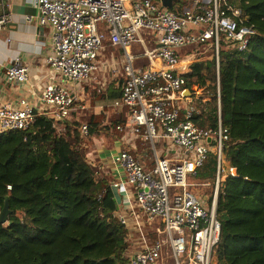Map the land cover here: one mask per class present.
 I'll use <instances>...</instances> for the list:
<instances>
[{
    "label": "built area",
    "instance_id": "1",
    "mask_svg": "<svg viewBox=\"0 0 264 264\" xmlns=\"http://www.w3.org/2000/svg\"><path fill=\"white\" fill-rule=\"evenodd\" d=\"M33 3L38 10V23L49 26L51 31V54L45 61L54 79L43 91L41 101L46 110L41 114L25 99L17 106L1 105L0 133L25 130L34 123L36 115H47L53 119V127L60 129L79 103L81 85L106 68L119 75L121 96L107 104L112 109H126L125 121L116 125L115 132L122 139L133 136L149 145L154 165L146 170L127 149L114 156L124 179L111 186L121 206L128 207V214L118 217L126 227L131 220L140 232L136 210L147 223L158 222L154 229L156 239L149 241L144 236L129 264H158L166 248L170 249L174 264H211L220 238L216 215L219 181L223 174L235 176L236 171L221 165L228 129L220 120L216 128H204L194 121L198 108L193 101L203 89L186 82L183 74L188 65L181 63L180 50L211 42L217 60L221 37L243 52L255 30L241 25L240 11L226 0H212L210 6L196 4L181 12L163 8L159 0ZM26 19L33 20L29 16ZM10 22V14L1 13L0 32ZM146 36L150 37L151 47L146 44ZM135 43L141 50L129 51ZM107 49L121 50V58H104L102 53ZM4 76L8 82L26 84L29 67L16 57L5 68ZM81 134L87 135L86 125H82ZM157 142L164 148L158 150ZM172 151L176 156L171 160L166 155ZM211 156L216 160V178L211 203L206 205L188 188L186 178L196 177Z\"/></svg>",
    "mask_w": 264,
    "mask_h": 264
},
{
    "label": "trees",
    "instance_id": "2",
    "mask_svg": "<svg viewBox=\"0 0 264 264\" xmlns=\"http://www.w3.org/2000/svg\"><path fill=\"white\" fill-rule=\"evenodd\" d=\"M226 2L240 11L241 25L255 30L247 50L220 44L216 60L211 42L198 45V57H188L211 58L192 62L183 76L203 89L193 101L194 121L216 128L220 120L228 129L221 165L236 171L219 181L220 238L211 264H264V0ZM120 96L107 88L100 99ZM96 115L85 124L87 139L102 135ZM124 121L100 128L116 138L109 130ZM81 122L72 111L59 129L47 115H36L27 129L0 133V212L6 199L9 211L0 224V264H129L115 189L88 163ZM196 178L214 190V156Z\"/></svg>",
    "mask_w": 264,
    "mask_h": 264
},
{
    "label": "crops",
    "instance_id": "3",
    "mask_svg": "<svg viewBox=\"0 0 264 264\" xmlns=\"http://www.w3.org/2000/svg\"><path fill=\"white\" fill-rule=\"evenodd\" d=\"M33 1L34 0H6L0 2V14L8 13L11 16V22L0 32V106L3 104L17 106L21 99H25L34 107L36 113L41 114L46 110V107L41 101L43 91L54 79L52 71L45 61L51 54V31L49 26H41L38 23L36 18L38 10ZM196 4L210 6L212 0H176L174 1V8H181L182 11L185 8L191 9ZM28 16L33 18L31 22L27 21L26 18ZM146 37V44L151 47L153 44L148 41L150 37ZM115 50L116 49H112V51H108V49L104 50L102 55L106 59H120V54L122 52L116 50L119 55H115L113 53ZM16 57H19L29 67V81L26 84L8 82L4 76L5 68L8 67ZM180 59L181 63H186L188 66L193 62L188 56L182 58V52L180 53ZM108 70L109 69L106 68L103 72L98 73L94 79L79 87L78 93L80 97L77 106H89L88 103L83 105V101L87 98L86 86H90L91 84L98 85L101 81V86H103L106 84L107 77H109L110 74L115 77L119 76ZM108 80H110V78H108ZM96 85L93 86V88H95ZM114 86L115 87L112 89L121 90V85L116 84ZM111 102L112 101L102 103V100L99 101L98 105L96 104L91 111L92 114H97V110L102 109L100 107ZM77 106L73 111L75 115L77 114L75 111L79 109ZM111 113L113 114L110 117V121L113 119L116 121L120 118L125 119L126 109L108 108V110L104 111V115L107 117H109ZM105 121L107 122L108 120L106 119ZM104 124L105 122L103 125ZM83 147L86 150L88 163L95 167L110 184L124 179L122 171L113 161L114 156L121 149H127L135 155L146 170H150L154 165V159L149 145L133 136H127L125 139H122V137L112 138L102 135L98 137L92 136L85 141ZM175 156V151L166 155V157L171 160L174 159ZM129 194L131 195V189ZM117 205L118 215L128 214V207H122L120 200H117ZM146 224L152 226L148 227V230L152 231L151 229H155L158 222L156 221L153 224L144 222V227ZM162 261L161 258L158 264Z\"/></svg>",
    "mask_w": 264,
    "mask_h": 264
},
{
    "label": "rangeland",
    "instance_id": "4",
    "mask_svg": "<svg viewBox=\"0 0 264 264\" xmlns=\"http://www.w3.org/2000/svg\"><path fill=\"white\" fill-rule=\"evenodd\" d=\"M225 43H227L226 40L223 37H221L220 38V44L225 46ZM200 49L201 48L199 46L190 47V48H183V49L180 50V53L182 52V58L186 57L188 55H192V56L194 55L195 57H198V53H200L199 52ZM109 50L112 51V49H108V51ZM116 50L121 52V50H119V49H116ZM116 50L113 51V53L115 55H119V53ZM140 50H141V48H140V46L137 43H135L134 45L129 47V51H131V52H137V51H140ZM201 55L199 54V56H201V57L200 58H195L193 60V62L207 61V60H209L211 58V55H209V54H201ZM120 56H122V53L120 54ZM116 60H119V58L116 59ZM108 78H110V80H108ZM101 83H102V81H101ZM101 83H99V84L97 83L98 85L91 84L90 86H86L87 98L83 101V105H86L88 103L89 106H86L87 108L84 106L85 110H81V108H79V109H77L75 111V113H77L76 116L80 117V119L82 121L81 122L82 125H85L87 120L89 119L90 115H92L91 111L94 109L96 104L98 105V102H99V99H100V97L102 95V92H104L107 88L111 90L113 87H115L114 85H116V84L121 85L122 84V79H121L120 76H116L115 77V76L110 74L109 77H107L106 84L101 86ZM95 85H96V87L93 88V86H95ZM100 108H102L103 110L102 109H98L97 110L98 112H97L96 116H97V121L100 124V126H99L100 134H102V136H104V135H106L105 133L108 130L104 131L100 127L105 128V127L109 126V124L111 122L110 121L111 120L110 117L112 116L113 113H111L109 115V117H107L106 115H104V111L108 110L109 106L104 104V106H102ZM89 111H90V113H89ZM106 119L108 120L107 122L105 121ZM114 121L115 120L113 119L112 123H114ZM104 122H105V124L103 125ZM60 129H61V126H60ZM109 132H111L114 136H116L118 138L122 137L121 134L115 132L114 127L112 128L111 131L109 130ZM83 138L86 140L87 136L83 135ZM156 148L159 150V148H164V146L161 145L159 142H157L156 143ZM95 171H97L96 177L100 176L99 171L97 169H95ZM186 182H187V185L189 186L188 188L190 190H192L194 193H196V195L200 196L204 200V203L206 205H208L209 198H210V196L213 193L212 192L213 191L212 185H210V183H208V182H203L202 183L196 177H193L191 175L187 176ZM136 213L139 216V222L141 224V232L138 231V229L134 226V224H133V222L131 220L128 221V227H127L128 248H127V251L125 253L128 259L136 251L139 250L140 245L143 242V237L144 236H146L147 240H149V241H152V240L156 239V234H154L153 232L148 230V227H152V226H149L148 224H146V226L144 227V222L147 223L145 217H143L140 213H138L137 210H136ZM166 250H167V252H166ZM166 250L162 252V257L161 258H162L163 261L160 264H174V261H173L171 255H170V249L167 248Z\"/></svg>",
    "mask_w": 264,
    "mask_h": 264
},
{
    "label": "water",
    "instance_id": "5",
    "mask_svg": "<svg viewBox=\"0 0 264 264\" xmlns=\"http://www.w3.org/2000/svg\"><path fill=\"white\" fill-rule=\"evenodd\" d=\"M174 1L176 0H160V4L163 8H166L170 11L174 10ZM116 208L118 209V205L116 203ZM9 213L8 211V200H5L2 211L0 212V224L6 221V215Z\"/></svg>",
    "mask_w": 264,
    "mask_h": 264
}]
</instances>
